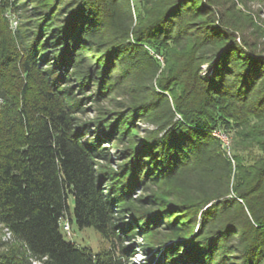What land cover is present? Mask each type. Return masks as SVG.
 Listing matches in <instances>:
<instances>
[{"label": "trees", "instance_id": "1", "mask_svg": "<svg viewBox=\"0 0 264 264\" xmlns=\"http://www.w3.org/2000/svg\"><path fill=\"white\" fill-rule=\"evenodd\" d=\"M45 2L32 12L33 30L23 36L30 45L19 50L5 16L10 3L0 0V225L12 239L3 245L8 249L0 264H131L144 246L128 243L154 229L191 238L161 245L157 262L148 264H264V160L246 172L237 169L240 178L231 185L232 163L212 135L222 128L252 138L257 134L245 133L250 119L264 125V59L240 27L214 0H171L133 30L124 0ZM191 18L199 35L192 45ZM152 40L187 42L210 76L180 95L159 87L166 94L154 93L113 123L79 122L91 86L99 85L102 95L110 69L132 80L142 70L139 44ZM95 49L105 60L79 71L77 61ZM148 112L154 131L132 140L131 120H144ZM104 141L115 146L114 158ZM172 169L195 176L200 201L194 208L201 210L195 234L181 203L158 209L146 196L130 199L134 188L144 190ZM131 200L153 209L134 211ZM65 218L78 229L97 230L109 249L93 253L68 241Z\"/></svg>", "mask_w": 264, "mask_h": 264}, {"label": "rangeland", "instance_id": "2", "mask_svg": "<svg viewBox=\"0 0 264 264\" xmlns=\"http://www.w3.org/2000/svg\"><path fill=\"white\" fill-rule=\"evenodd\" d=\"M45 1L47 0H8L11 7L6 10L5 16L9 22L12 35L19 44V50L22 49V45L25 43L30 45L31 42H26V39H24L25 32L33 30L31 24L35 21V16L32 15V12L36 7L46 5ZM169 1L171 0H124L123 6H128L132 14V30L154 19ZM214 1L220 5V10L227 18L240 27L246 40L254 44L256 51L264 59V0ZM125 21L126 26L129 25V19H125ZM186 23L188 24V31H191L189 36L192 45L196 43L195 41H198L196 39L199 35L195 34L198 31L196 30L198 21L191 18ZM152 41L153 43L150 44H139L145 51L142 57V70L138 71L135 74L136 77H132V80L131 78L128 80L119 79L118 71L110 69V76L106 79L107 88L102 90V95H100L99 85L91 86V92L86 93L90 100L82 106L84 113L81 115L76 114L79 122L108 121L113 123L128 108L137 109L139 106L141 107L151 101L154 93L166 94L159 87H169L170 95H180L182 91L189 90L191 87L197 88L201 77L210 76L209 66H198L193 50L187 42L165 44L157 40ZM104 56L105 53L98 49L90 51L82 60L77 61L78 70L86 72L89 68L94 69L101 60H105ZM42 68H45V64ZM75 84L74 79L69 81L68 86L71 87ZM139 87L145 88L144 95H141ZM75 90L77 88L73 89V93H75ZM75 96L80 98L82 94L78 92ZM151 119L152 116L148 112L144 120H138L137 118L131 120L132 124L128 128V135L132 136V140L140 142L146 139L150 132L154 131L155 128L150 124ZM263 129L264 125L252 118L250 119V127L245 132L248 137L257 134L252 138L241 139L236 136L233 129L226 131L217 128L212 132V135L219 141L222 151L232 163L231 185L238 183V178H240L237 169L246 172L264 160L263 139L260 136ZM140 145L137 143L138 147ZM101 146L106 147L112 158L115 157L116 151L112 142L104 141ZM125 146L129 145L124 144ZM174 171L175 169H172L162 175H157L144 186V190L134 188L130 199L146 196L156 202L158 209H166L178 202L181 203L186 206V211L188 210V221L194 223L193 234H195L200 226L201 213L199 207L194 208L200 201L194 183L195 176L186 174V172L177 173ZM127 206L134 211L140 210L141 213L153 209L151 207L141 210V208L134 205L132 200L128 202ZM173 212L180 213L181 210H173ZM163 221L166 220L163 219ZM180 234L182 233L176 234L163 229H154L146 235L145 239L139 238L133 240L132 243H128V245L133 244L136 248L144 246L143 249H136V255L133 257L131 264H148L151 260L156 263L160 256V249L163 248L161 245L170 246L191 238H184L185 236H180ZM66 236L68 241L75 243L80 248L89 249L93 253L104 252L109 249V243L94 228L78 229L75 225L70 224V234ZM11 243L12 239L7 230L0 225V255L8 249L3 245ZM149 249L151 250L149 256H147L146 253ZM212 264L217 263L213 261Z\"/></svg>", "mask_w": 264, "mask_h": 264}, {"label": "built area", "instance_id": "3", "mask_svg": "<svg viewBox=\"0 0 264 264\" xmlns=\"http://www.w3.org/2000/svg\"><path fill=\"white\" fill-rule=\"evenodd\" d=\"M61 225H62V228H63L64 232L66 233V235L69 236V234H70V224H69V222L67 220H65V221L62 220L61 221Z\"/></svg>", "mask_w": 264, "mask_h": 264}]
</instances>
